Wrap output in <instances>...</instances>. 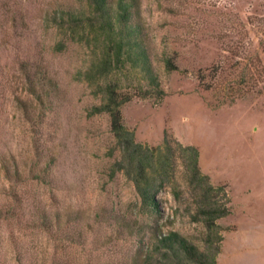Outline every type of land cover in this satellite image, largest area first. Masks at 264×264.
<instances>
[{
  "label": "rangeland",
  "instance_id": "374dc122",
  "mask_svg": "<svg viewBox=\"0 0 264 264\" xmlns=\"http://www.w3.org/2000/svg\"><path fill=\"white\" fill-rule=\"evenodd\" d=\"M85 9L84 0H0V160L19 172L7 179L0 170V264H126L137 248L136 236L115 233L114 218L149 217L131 181L109 175L118 151L108 116L88 114L108 82L127 98L122 123L136 142L155 146L165 133L192 145L200 172L224 186L215 264H264V0H138L162 89L144 98L127 70L85 79L102 37L93 40L85 20L74 31L57 26L60 12ZM34 71L50 87L40 102L27 89ZM182 175L176 158L183 196L177 202L165 184L157 221L201 247ZM41 212L70 213L67 230L81 244L35 227Z\"/></svg>",
  "mask_w": 264,
  "mask_h": 264
},
{
  "label": "trees",
  "instance_id": "16d2710c",
  "mask_svg": "<svg viewBox=\"0 0 264 264\" xmlns=\"http://www.w3.org/2000/svg\"><path fill=\"white\" fill-rule=\"evenodd\" d=\"M84 3L85 10L60 12L57 26L61 29L66 24L74 31L85 20L89 30L96 32L92 39L99 40V36L102 37L100 52L94 55L83 72L85 79L90 81L95 74L106 75L111 70H127L137 74L134 95L144 98L161 94L162 89L153 70L147 40L138 18V0H84ZM164 65L166 69L173 68L168 57L164 58ZM44 79L40 71L26 76L28 92L38 102L50 88L45 86ZM100 92L101 101L92 105L88 114L105 113L108 116V130L118 151V157L109 167V175L121 171L131 181L143 208L142 212L149 217L145 220H127L123 216L114 218L115 233L126 232L137 238V248L126 264H215L221 240L215 220L229 212L224 186L211 184L208 176L200 172L194 146L181 145L165 133L161 142L155 146L136 142L132 130L122 123L120 105L127 98L120 97L109 82L101 87ZM176 158L180 159L185 188L194 199L190 218L192 221H200L204 227V233L199 238L201 247L176 230H163V225L157 221L161 216L155 195L165 184L170 186L177 202L183 196V191L177 187L178 183L174 179ZM0 170L7 179L16 178L19 174L4 159L0 160ZM69 215L41 212L33 225L49 237H54L55 231H61L60 235H63L62 239L66 242L81 244L77 240L80 233L67 230L70 222L76 220L70 219ZM74 236L76 239H72ZM52 264L58 262L53 258Z\"/></svg>",
  "mask_w": 264,
  "mask_h": 264
}]
</instances>
